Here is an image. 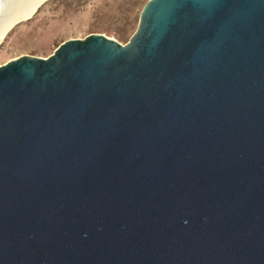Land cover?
<instances>
[{
	"label": "water",
	"instance_id": "water-1",
	"mask_svg": "<svg viewBox=\"0 0 264 264\" xmlns=\"http://www.w3.org/2000/svg\"><path fill=\"white\" fill-rule=\"evenodd\" d=\"M0 264H264V0L0 65Z\"/></svg>",
	"mask_w": 264,
	"mask_h": 264
},
{
	"label": "rangeland",
	"instance_id": "rangeland-1",
	"mask_svg": "<svg viewBox=\"0 0 264 264\" xmlns=\"http://www.w3.org/2000/svg\"><path fill=\"white\" fill-rule=\"evenodd\" d=\"M147 0H46L0 42V65L20 56L47 57L63 41L102 34L126 44Z\"/></svg>",
	"mask_w": 264,
	"mask_h": 264
},
{
	"label": "bare ground",
	"instance_id": "bare-ground-1",
	"mask_svg": "<svg viewBox=\"0 0 264 264\" xmlns=\"http://www.w3.org/2000/svg\"><path fill=\"white\" fill-rule=\"evenodd\" d=\"M41 1L42 0H8V7L5 10V13L7 14L8 11L13 8V13L15 15L18 12H22L23 16L27 18L32 13L34 15V11ZM5 15L0 18V42L6 37L7 31L11 28L13 22L15 21L14 18L10 19L11 16Z\"/></svg>",
	"mask_w": 264,
	"mask_h": 264
}]
</instances>
